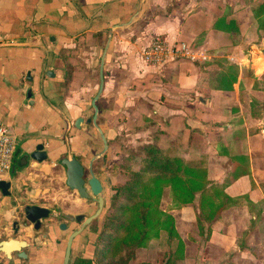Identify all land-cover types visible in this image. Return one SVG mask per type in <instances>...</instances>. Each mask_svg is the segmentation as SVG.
<instances>
[{
    "label": "crops",
    "instance_id": "obj_1",
    "mask_svg": "<svg viewBox=\"0 0 264 264\" xmlns=\"http://www.w3.org/2000/svg\"><path fill=\"white\" fill-rule=\"evenodd\" d=\"M234 1L0 0V121L16 138L13 168L6 178L10 194L0 192V241L15 237L11 224L21 218L26 204L50 211L52 204H60L62 213L72 215L84 209L85 199L65 182L61 160H82L89 152V122L82 113L86 96L98 90L100 59L108 42L102 97L112 101V110L118 107L111 127L107 121L99 125L110 147L120 133L117 128L124 130L130 145H178L207 159L208 177L218 183L227 177L232 156L247 157L248 172L224 191L248 199L222 211L207 239L198 233L193 205L170 210L184 242L183 264H264V110L253 116L250 106L252 98L264 103V49L251 50L264 42L257 43L249 4L239 0L235 7ZM227 8V18L235 19L240 32L236 43L212 27ZM154 34L170 42L199 41L209 59L172 61L161 68L146 65L141 51ZM220 57L240 67L231 90L209 86L217 69L213 61ZM79 116L84 121L76 128ZM38 144L47 153L41 162L29 157ZM178 155L187 159L183 152ZM212 157L222 163L212 165ZM52 211L55 217L58 213ZM183 222L196 228L192 239L180 232ZM59 223L50 225L51 239H41L46 250L52 249L51 240L67 232ZM31 227L27 233L20 229L15 238L30 245L35 234ZM60 248L59 243L53 258L42 262L57 264Z\"/></svg>",
    "mask_w": 264,
    "mask_h": 264
},
{
    "label": "trees",
    "instance_id": "obj_2",
    "mask_svg": "<svg viewBox=\"0 0 264 264\" xmlns=\"http://www.w3.org/2000/svg\"><path fill=\"white\" fill-rule=\"evenodd\" d=\"M244 1L249 4L258 31L257 43L264 42V0ZM228 15L230 8L214 20L212 27L227 32L233 43L239 42L241 36L237 23L235 19L227 18ZM193 43L200 45L199 41ZM213 62L217 69L209 77V86L231 90L237 82L240 67L223 57ZM207 64L209 62L203 63ZM250 106L253 116H261L264 103L252 98ZM117 107L110 112L109 122L117 112ZM138 153L137 165L130 162L135 156L132 153L119 165L126 179L114 187L115 193L111 196L112 212L108 215L107 223L114 225L109 235L112 257L104 264H134L130 260L135 251L162 233H165L166 241L173 246L164 264H177V261L183 260L184 242L176 229L174 217L167 209L160 207L165 188H168L170 210L193 205L198 233H206V239L211 231V223L222 211L248 199L246 195L233 197L224 191L227 184L248 172L247 157L243 155L231 157L232 165L228 175L218 183L209 179L205 166L189 163L173 153L170 147L161 148L155 143H147L141 146ZM109 246L108 243L105 245V251L110 249Z\"/></svg>",
    "mask_w": 264,
    "mask_h": 264
},
{
    "label": "rangeland",
    "instance_id": "obj_3",
    "mask_svg": "<svg viewBox=\"0 0 264 264\" xmlns=\"http://www.w3.org/2000/svg\"><path fill=\"white\" fill-rule=\"evenodd\" d=\"M237 3L239 5H237ZM232 4H234L235 7L240 6V1L235 0ZM237 5V6H236ZM257 47V48H256ZM264 49V46L257 45L251 46V50L253 53H258L259 50ZM263 61V60H261ZM260 62V61H259ZM94 82H98V76L94 72ZM94 87H96L94 83ZM96 90L90 91V93L86 96L85 98V111L82 113L85 118H90L93 114V107L91 106V100L93 96L95 95ZM99 107V113L97 117V123L99 125V121L102 123H106V121L109 124V115L112 110V101H109L107 97H102V94L100 98L97 101ZM101 110V111H100ZM100 126V125H99ZM106 128V125H104ZM87 131L89 132V136L87 137V144L89 148V152L87 153L86 157H82L83 162H88V159L93 157L94 155L100 153L102 151V140L100 138L99 132L97 129L92 125V123L89 122L87 126ZM113 131V128H112ZM117 131H120L119 135H117L111 142L112 146L110 147V144L108 143V149L105 152L104 155L99 156L97 159L94 160L93 166L95 165L97 168L101 169L105 172V181L106 177H109L112 180V184L110 187L112 188L109 193H110V199L107 208L105 209L102 217L99 220L98 227L96 225L97 222H93L92 224L87 225L79 235L75 237L74 244H73V249H72V256L70 259V264H81L80 260L82 257L87 256L89 252H87V246L88 244L91 246V249L93 250L92 253L90 252L92 256V263L93 264H104L106 263L111 257H112V252H111V247L109 246V235L112 233L114 229V225L111 223H107V218L109 213L112 212L110 209V201H111V196L115 193L114 187L118 185V183H122L126 179V174L123 170V168L119 167L120 163L123 162L124 158L129 156V154H133L134 158L130 161L133 165H137L139 161V149L141 146H137L138 144H127L125 141L124 137V130L123 129H118ZM172 148V151H174L177 154H181L183 152L187 156V160L191 164L195 165H201L205 166L208 169V164H207V159L201 158V155L195 157V153H192L191 151L187 149H183L174 144L169 145ZM220 146V145H219ZM218 147V146H217ZM218 149V148H217ZM218 151V150H217ZM214 154V153H212ZM219 154V153H218ZM122 155V156H120ZM181 156V155H180ZM224 162V160H223ZM222 163L221 160L218 158L212 157L211 159V164H220ZM225 164V162H224ZM223 166V165H222ZM208 172V171H207ZM213 180V179H211ZM215 181V180H213ZM217 182V181H215ZM161 204L160 207L162 209H167L170 212L169 209V197H168V188H165L163 196L161 198ZM85 199V203H86ZM89 200V199H88ZM90 201V200H89ZM64 201V205L65 206ZM88 203V201H87ZM60 204H52L51 205V214L53 213L52 210H56L58 213L55 217H52L50 214L47 219H44L42 222V225L44 228L50 227L51 224L57 223L58 221L60 222H65L68 225L67 232L62 234V238L58 241L61 244V248L58 251V260L57 264L62 263V255H63V248L64 244L66 241V238L68 237V234L72 232L74 229H77L80 227V224L78 225V221H69L65 217H63L62 212H61V206ZM90 211L86 210L84 212V216L87 217L90 215ZM21 218H23V212L21 213ZM97 227V229H96ZM62 230V229H61ZM180 232L183 234V236L186 239H192L193 234L197 233L196 228H193L192 226H188L186 222H183L179 226ZM38 234V233H35ZM180 235V234H179ZM203 235V234H202ZM205 237V234L203 235ZM181 237V236H180ZM182 239V238H181ZM91 241V242H90ZM108 243V246L110 249L108 251H105V245ZM173 248L172 245H170L166 241V235L165 233H162L158 238L150 240L146 246L140 247L135 251V255L132 260H130V263L134 264H164V260L166 258V255L168 254L169 251H171ZM177 264H183V261H177Z\"/></svg>",
    "mask_w": 264,
    "mask_h": 264
},
{
    "label": "water",
    "instance_id": "obj_4",
    "mask_svg": "<svg viewBox=\"0 0 264 264\" xmlns=\"http://www.w3.org/2000/svg\"><path fill=\"white\" fill-rule=\"evenodd\" d=\"M107 47H108V42L106 43L103 49L102 56L100 59L98 90L91 100V106L93 107V114L90 118L86 119V121L92 123V125L99 132L103 144L102 151L91 157V159L89 160L88 168H87L89 178L87 180L84 178V174H85L84 166L77 157L70 156L67 158H63L61 160V164L65 167L66 170L65 182L67 186L70 187L71 189L76 190L78 195L83 199L96 200L99 206L92 215L87 217H85L83 214L72 215L70 213H62L63 217H65L69 221H73V220L80 221L83 217H85L80 227L74 229L67 238L62 264L69 263V257H70V251H71V245L73 239L83 230L84 226L87 223H89L94 217H96L99 214V212L102 210V203H103V198L101 196L102 184L99 178L96 176L95 172L93 171L92 165H93V161L97 159L99 156L104 155L108 149V138L97 123V117L99 113V107L97 105V101L102 94L103 86H104L103 65H104V58H105L104 56L106 54ZM113 118H111L109 122L110 127ZM83 121H84L83 117L81 116L77 117L74 121L75 127L80 128V123ZM29 157L37 162L44 161L47 158V153L43 149V144H38L35 147V150L32 153H30ZM10 184L11 182L8 180H4V179L0 180V192L2 195L8 196L10 194L9 191ZM50 213L51 211L49 208L36 204H26L23 207V216L26 219V221H28L31 224L32 228L35 231L41 229V225H42L41 221L43 219H47ZM66 227L67 224L65 222H61L59 224L60 229H65ZM28 245L29 244L26 243V241L22 239H17L15 237L2 239L0 241V264L3 263L1 261L3 260L1 255H3L7 261L11 259L12 254L15 255L18 254L20 257L25 256V251L23 249L27 248ZM5 263L6 262H4V264Z\"/></svg>",
    "mask_w": 264,
    "mask_h": 264
},
{
    "label": "built area",
    "instance_id": "obj_5",
    "mask_svg": "<svg viewBox=\"0 0 264 264\" xmlns=\"http://www.w3.org/2000/svg\"><path fill=\"white\" fill-rule=\"evenodd\" d=\"M141 59L146 65L161 68L178 60L204 62L209 59V52L201 45L183 40L170 42L162 34H154L150 42L142 49ZM15 146V136L0 121V180H6L13 168Z\"/></svg>",
    "mask_w": 264,
    "mask_h": 264
},
{
    "label": "flooded vegetation",
    "instance_id": "obj_6",
    "mask_svg": "<svg viewBox=\"0 0 264 264\" xmlns=\"http://www.w3.org/2000/svg\"><path fill=\"white\" fill-rule=\"evenodd\" d=\"M79 160L81 161L82 165L84 166V170H85L84 178L87 180L89 178V174H88V171H87L88 162L86 163V162H83L81 159H79ZM92 168H93V171L95 172L96 176L99 178V180L101 181V184H102L101 196L103 198V203H102V210L99 212V214L96 217H94L89 223H87L84 226V228L87 225L92 224L94 221L97 222L96 225L98 227L99 220L102 217L105 209L108 206L109 199H110L109 191L112 189L110 187V185L113 183L112 180L109 177H106V181H105L104 177L105 176H109V175H105V172L102 170L103 168L99 169L95 165L94 166L92 165ZM87 201H88V203H87ZM98 206H99V204H98V202L96 200H90V201L86 200L84 209L81 212H79L78 214H83L84 215V212L86 210H88L91 213L90 215H92L97 210ZM90 215H88V216H90ZM84 219H85V217H83L80 221H78L77 222L78 225L79 224L81 225ZM41 223H42V221H41ZM30 225L31 224L28 221H26L24 216H23V218H20L18 220H14L12 222V224H11V230H12L13 235H15V237H16V235L18 234V231L20 229H25L26 230V228L29 227ZM97 227H96V229H97ZM41 228H42V230L40 231V234H32V235H30L31 236V244L28 245L27 248L23 249L25 251V256L20 257L18 254H16V255L12 254L11 259H9L8 261L5 258H3V260H1L3 262V264H4V262H6L7 264L9 262H16L18 264H32L34 261L37 262V264H45V262H47L49 259H52L53 256L55 255V253L57 252V244H59V242H58L59 240L58 239H54L53 241L51 240L52 249L46 250L40 244L42 242L41 239L42 238L51 239V234H50V231H49V227L48 228H44V226L41 225ZM67 228H68V225L66 227V230H67ZM31 229H32L33 232L36 233V231L32 227H31ZM27 232H28V230L25 231V233H27ZM69 234H68V236H69ZM67 238H66V241H67ZM22 240H24V239H22ZM24 241H26V240H24ZM66 241H65V244H64V248H63L62 263H63L64 253H65ZM26 243H28V242L26 241ZM72 249H73V242H72V245H71V251H70V257H69V263L68 264H70V259H71V256H72ZM86 250L89 253L90 252L92 253V251H93L89 244H88ZM89 253H88L87 256H84V257L81 258V260H80L81 264H87V262H89V264H93L92 263V259H91L92 256ZM44 260H46V261L42 262Z\"/></svg>",
    "mask_w": 264,
    "mask_h": 264
}]
</instances>
